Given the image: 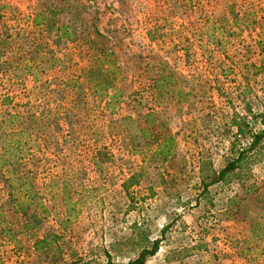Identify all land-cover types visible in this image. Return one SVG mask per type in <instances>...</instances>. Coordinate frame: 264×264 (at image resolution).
<instances>
[{
	"label": "rangeland",
	"instance_id": "374dc122",
	"mask_svg": "<svg viewBox=\"0 0 264 264\" xmlns=\"http://www.w3.org/2000/svg\"><path fill=\"white\" fill-rule=\"evenodd\" d=\"M35 1L0 3L25 13ZM83 1L96 11L100 30L115 28L131 52L159 56L188 80L186 87L194 89V96L176 101L171 92L164 93L166 102L155 106L174 138L172 154L163 162L143 160L111 136L97 139V145L103 143L110 153L109 160L97 167L88 161L86 140L76 145L75 155L56 156L55 148L43 155L36 151L27 167L49 214L29 231H22L19 223H0L10 228L1 234L0 264L103 261L102 250L112 261H126L136 255L144 236L158 237L163 227L158 248L145 264H264V256H244L231 246L233 226H243L242 214L225 213L231 196L245 197L240 200L241 210L262 204L264 157L248 173L238 174L239 179L232 173L227 185L212 188L209 203L196 196L195 189L198 151L206 150L214 166L229 152L220 135L226 116L243 115L246 107L254 112L264 109V0ZM6 10L0 9V15ZM0 21L10 29V21ZM66 47L70 44L55 50L67 51ZM72 59L77 66L83 64L77 56ZM132 81V89L140 92L141 84L131 77ZM4 84L0 93L7 89L16 103L25 101L32 88L27 76ZM130 105L122 102L113 115L97 113L93 126L104 127L107 119L126 114L135 117L139 108ZM152 105L149 96L141 98L140 106ZM76 129L75 133H86L82 127ZM139 167L140 180L129 188L135 203L126 210L128 200L119 185ZM47 233L57 240L33 250V239ZM241 236L250 240L246 233L236 232V239Z\"/></svg>",
	"mask_w": 264,
	"mask_h": 264
},
{
	"label": "trees",
	"instance_id": "16d2710c",
	"mask_svg": "<svg viewBox=\"0 0 264 264\" xmlns=\"http://www.w3.org/2000/svg\"><path fill=\"white\" fill-rule=\"evenodd\" d=\"M90 6L83 0H36L23 13L0 3V9H7L0 18L10 21L6 24L10 29L5 23L0 25V88L22 76L32 81L30 96L21 103L13 102L7 89L0 93V223H19L22 231L33 229L49 214L35 176L27 167L36 151L43 155L55 148L56 156L75 155L76 145L86 140L88 161L97 167L110 158L97 139L111 136L143 160L163 162L172 154L174 138L155 106L166 102L164 93L171 92L176 101L194 96V89L186 87L188 80L159 56L131 52L115 28L100 30L96 11ZM65 43L70 44L67 51L55 50ZM73 56L83 64L77 66ZM70 68L72 73L67 74ZM131 77L141 84L140 92L132 89ZM144 95L149 96L152 107L140 106ZM122 102L139 108L135 117L126 114L107 119L104 127L93 126L94 115H113ZM245 111L243 115L231 113L222 123L220 135L229 152L221 155L219 165H213L206 150L198 151L196 196L208 203L212 188L227 185L232 173H236L233 177L248 173L250 166L264 157V109L254 112L246 107ZM80 127L86 130L83 135L75 133ZM141 171L139 167L120 182L128 200L126 210L134 206L129 188L138 184ZM237 199L229 197L225 209L231 216L242 214L243 226H233L231 246L244 256H264V195L261 205L242 210L240 200L246 199ZM9 229L0 226V238ZM164 230L150 240L144 236L136 255L126 261H112L102 250L103 261L80 259L79 264H145L146 257L156 252ZM236 232L246 233L250 240L243 236L236 239ZM56 240V235L47 233L34 238L31 246L36 251Z\"/></svg>",
	"mask_w": 264,
	"mask_h": 264
}]
</instances>
